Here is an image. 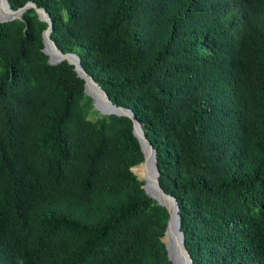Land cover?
<instances>
[{
  "label": "trees",
  "instance_id": "trees-1",
  "mask_svg": "<svg viewBox=\"0 0 264 264\" xmlns=\"http://www.w3.org/2000/svg\"><path fill=\"white\" fill-rule=\"evenodd\" d=\"M7 1L142 123L192 263L264 264V0ZM46 26L0 22V264H172L130 118Z\"/></svg>",
  "mask_w": 264,
  "mask_h": 264
},
{
  "label": "water",
  "instance_id": "water-1",
  "mask_svg": "<svg viewBox=\"0 0 264 264\" xmlns=\"http://www.w3.org/2000/svg\"><path fill=\"white\" fill-rule=\"evenodd\" d=\"M0 3L2 4L0 8V22L21 18V14L25 9L33 8L38 18L47 23L46 28L42 31V51L47 55L48 62L56 64L64 60L72 65L77 76L83 80V91L91 98L92 108L96 109L100 114L123 115L130 118L132 132L136 136L143 154L142 161L133 165L130 169L133 171V167L137 165L143 167L144 175L142 177H139L134 171L133 173L139 180H142L144 192L167 210L168 217L163 235L160 238L164 244L166 256L172 264H193L191 256L184 245V234L180 229L176 198L171 193L165 192L159 185L156 150L146 138L142 129V123L136 118L130 108L117 105L110 100L103 87L82 67L77 54L74 52H63L58 48L50 37L52 21L45 8L37 6L33 1H27L22 6L14 8L10 6L7 0H0ZM50 52L54 54L55 58L53 60H51Z\"/></svg>",
  "mask_w": 264,
  "mask_h": 264
},
{
  "label": "bare ground",
  "instance_id": "bare-ground-1",
  "mask_svg": "<svg viewBox=\"0 0 264 264\" xmlns=\"http://www.w3.org/2000/svg\"><path fill=\"white\" fill-rule=\"evenodd\" d=\"M2 7V4L0 3V8ZM50 57H51V60H53L55 57H54V54L52 52H50ZM136 168V170L139 172L137 173V175L139 177H142L144 175V169L141 165H137V166H134ZM134 167H133V171H134Z\"/></svg>",
  "mask_w": 264,
  "mask_h": 264
},
{
  "label": "rangeland",
  "instance_id": "rangeland-1",
  "mask_svg": "<svg viewBox=\"0 0 264 264\" xmlns=\"http://www.w3.org/2000/svg\"><path fill=\"white\" fill-rule=\"evenodd\" d=\"M138 173V172H137Z\"/></svg>",
  "mask_w": 264,
  "mask_h": 264
}]
</instances>
